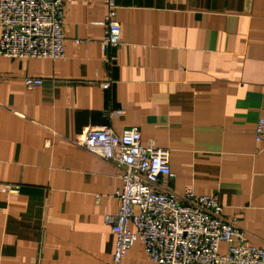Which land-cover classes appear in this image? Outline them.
Returning <instances> with one entry per match:
<instances>
[{"label":"crops","instance_id":"crops-1","mask_svg":"<svg viewBox=\"0 0 264 264\" xmlns=\"http://www.w3.org/2000/svg\"><path fill=\"white\" fill-rule=\"evenodd\" d=\"M63 2V57L0 54V264H112L119 170L77 144L101 126L167 149L166 187L214 196L264 249V0H115L106 52L103 0ZM121 264L153 263L137 240Z\"/></svg>","mask_w":264,"mask_h":264},{"label":"built area","instance_id":"built-area-1","mask_svg":"<svg viewBox=\"0 0 264 264\" xmlns=\"http://www.w3.org/2000/svg\"><path fill=\"white\" fill-rule=\"evenodd\" d=\"M106 7L102 49L120 43V24L115 0H103ZM63 0H0V54L8 58H48L64 56ZM110 62L113 56L108 57ZM28 88L42 79L27 76ZM110 80L101 83L108 88ZM122 110H111L117 116ZM254 140H264V119L258 118ZM77 144L94 151L100 147L103 159L119 170L121 186L115 191L118 210L111 232L115 235L112 264H121L128 249L139 240L153 264H264V249L247 242L236 218H224L222 205L214 196L195 194L186 188L176 194L166 187L174 177L167 149L153 142L141 144L137 127L115 134L108 126L92 127ZM10 194L19 185L7 184ZM130 224L134 226L130 228ZM227 248L219 252V244Z\"/></svg>","mask_w":264,"mask_h":264}]
</instances>
